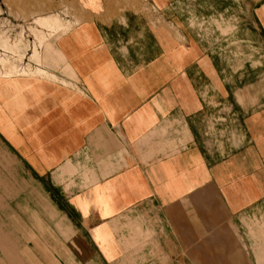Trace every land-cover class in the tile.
I'll return each instance as SVG.
<instances>
[{"label":"crops","instance_id":"obj_1","mask_svg":"<svg viewBox=\"0 0 264 264\" xmlns=\"http://www.w3.org/2000/svg\"><path fill=\"white\" fill-rule=\"evenodd\" d=\"M83 3L0 74V264H264V0Z\"/></svg>","mask_w":264,"mask_h":264},{"label":"rangeland","instance_id":"obj_2","mask_svg":"<svg viewBox=\"0 0 264 264\" xmlns=\"http://www.w3.org/2000/svg\"><path fill=\"white\" fill-rule=\"evenodd\" d=\"M105 1L115 2L119 8L125 5V0ZM83 2L0 0V74L10 76L31 72L29 65L24 63L25 59L37 61L39 48L47 40L84 19L88 12Z\"/></svg>","mask_w":264,"mask_h":264},{"label":"bare ground","instance_id":"obj_3","mask_svg":"<svg viewBox=\"0 0 264 264\" xmlns=\"http://www.w3.org/2000/svg\"><path fill=\"white\" fill-rule=\"evenodd\" d=\"M1 75H3V74H1Z\"/></svg>","mask_w":264,"mask_h":264}]
</instances>
